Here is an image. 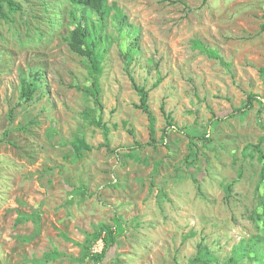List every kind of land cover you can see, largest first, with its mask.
<instances>
[{
  "label": "rangeland",
  "instance_id": "rangeland-1",
  "mask_svg": "<svg viewBox=\"0 0 264 264\" xmlns=\"http://www.w3.org/2000/svg\"><path fill=\"white\" fill-rule=\"evenodd\" d=\"M18 1L0 17V264H97L103 223L117 242L102 264H225L241 241L264 242V105L227 116L249 93L264 103V0H108L128 24L102 28L101 105L67 40L75 6ZM131 76L155 116L142 148L150 122Z\"/></svg>",
  "mask_w": 264,
  "mask_h": 264
},
{
  "label": "trees",
  "instance_id": "trees-1",
  "mask_svg": "<svg viewBox=\"0 0 264 264\" xmlns=\"http://www.w3.org/2000/svg\"><path fill=\"white\" fill-rule=\"evenodd\" d=\"M74 6L75 10L72 11V15L75 20V26L70 31L68 36V43L72 51L87 58L89 62L90 71L93 76L92 86L89 89L91 95L94 96L95 101L101 105V87L99 76L102 73V59L104 57L105 50H101V44L104 42V35L102 28L106 25L108 19H113L120 26L128 24V16L124 13L123 9L117 4H110L108 0H69ZM8 8L9 11L16 12L21 10L23 7L18 0H0V17L8 18V14L4 8ZM264 29V23L262 24ZM203 51L216 59H220L218 51L210 49L200 44ZM137 42L130 44L125 53L126 62L129 64L132 62L133 53L137 49ZM264 70V69H263ZM41 82V76L39 71H31L28 75L23 74L21 78V98L22 101H31L34 99V94L38 91ZM131 82L133 86L140 92L141 103L138 105L139 108L147 113L149 118V130H150V141L146 143H136L139 148L145 145H154L157 142L155 137V116L146 104V99L149 95V91L138 85L135 81L134 76H131ZM160 79L155 83L159 84ZM263 103L255 93H249L244 103L228 113L227 116L233 117L239 113H245L253 108L254 101ZM164 113L165 107L162 105ZM100 124V123H99ZM173 118L171 114H167V125L164 131H167L168 127L174 126ZM108 128L104 127V133L108 136ZM193 138L192 135H190ZM135 146H133L134 148ZM264 179V176H263ZM258 220L262 223L264 228V204L261 211L257 213ZM102 231L105 232L103 235L104 246L102 251L99 253H93L92 258L97 264L102 262L109 256L108 254L116 246L117 234L114 233L112 227L107 223H103L101 230L97 234V238L101 237ZM253 253L255 259H262L260 264H264V242L262 239L255 237L250 238L248 241H241L234 250L233 255L228 259L225 264H242V259L245 256L250 257ZM194 264H212L209 257L196 256L194 258Z\"/></svg>",
  "mask_w": 264,
  "mask_h": 264
}]
</instances>
